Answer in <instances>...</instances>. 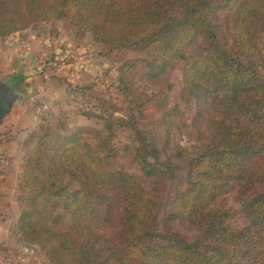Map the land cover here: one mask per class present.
Here are the masks:
<instances>
[{
    "label": "trees",
    "instance_id": "1",
    "mask_svg": "<svg viewBox=\"0 0 264 264\" xmlns=\"http://www.w3.org/2000/svg\"><path fill=\"white\" fill-rule=\"evenodd\" d=\"M55 22L161 61L150 78L181 64L183 92L220 108L221 138L178 180L157 229L154 164L135 156L147 180L111 172L85 132L42 127L20 184L21 240L52 264H264V0H0V40ZM148 155L158 163L157 150ZM233 191L241 225L225 204ZM177 221L203 242L177 233Z\"/></svg>",
    "mask_w": 264,
    "mask_h": 264
},
{
    "label": "crops",
    "instance_id": "2",
    "mask_svg": "<svg viewBox=\"0 0 264 264\" xmlns=\"http://www.w3.org/2000/svg\"><path fill=\"white\" fill-rule=\"evenodd\" d=\"M85 33L70 23L55 22L0 41V79L16 80L25 97L0 125V264H47L38 247L21 240L17 227L23 211L20 184L31 133L45 122H64L71 132L103 136L109 134V126L115 131L116 120L125 119L106 103L107 87L113 81L97 79L100 72L122 65L116 58L122 49L97 45ZM70 53L81 59L82 70ZM123 66L118 68V76ZM119 85L118 77L117 88Z\"/></svg>",
    "mask_w": 264,
    "mask_h": 264
},
{
    "label": "rangeland",
    "instance_id": "3",
    "mask_svg": "<svg viewBox=\"0 0 264 264\" xmlns=\"http://www.w3.org/2000/svg\"><path fill=\"white\" fill-rule=\"evenodd\" d=\"M46 25L43 24V26ZM52 27L54 30L56 26L52 24ZM82 31L89 34L86 30ZM127 51L119 50L116 57L122 62L119 67L126 62L120 70L122 77L121 72L120 77L118 76L119 67L117 66L100 72L97 77L100 81L105 79L113 81L107 87L106 103L114 106L125 119L124 121L116 120V122L120 120L121 124L116 125L112 134L103 136L92 134L85 138L100 150L105 167L111 172H124L147 180L140 165V161L146 159V162L154 164L162 173V181L158 187L160 199L153 220L154 227L159 229L169 214L178 180L186 177L193 159L210 145L219 142L221 135L212 118L219 116L221 111L216 105L207 108L195 96L183 92L181 64L167 69L159 77L150 78L151 70L158 69L161 61L154 60L141 51L134 50L129 51L130 53ZM128 56L131 58L128 59ZM262 76L264 77V74ZM118 77L122 82V88L120 85L117 88ZM63 123L55 125L62 127L66 135L74 133L69 131L67 125ZM47 125L49 124L46 122L42 123L29 136L26 160L37 142L36 137L41 133V128ZM141 140L149 145L146 150L140 149ZM152 150H157L158 163L148 155ZM137 151L139 153H136ZM137 154L143 158L137 159L135 157ZM148 185L151 190L149 182ZM23 198L22 192V202ZM225 204L228 209L236 213L233 222L236 225L243 224L242 203L236 191L225 197ZM173 228L190 242H203L200 232L187 228L181 221L175 222ZM113 233L114 231H111V236ZM41 252L44 254L46 263L52 264L48 261L46 254L42 250Z\"/></svg>",
    "mask_w": 264,
    "mask_h": 264
},
{
    "label": "water",
    "instance_id": "4",
    "mask_svg": "<svg viewBox=\"0 0 264 264\" xmlns=\"http://www.w3.org/2000/svg\"><path fill=\"white\" fill-rule=\"evenodd\" d=\"M25 97L17 89L16 80L0 79V125L9 116L13 108L24 101Z\"/></svg>",
    "mask_w": 264,
    "mask_h": 264
},
{
    "label": "built area",
    "instance_id": "5",
    "mask_svg": "<svg viewBox=\"0 0 264 264\" xmlns=\"http://www.w3.org/2000/svg\"><path fill=\"white\" fill-rule=\"evenodd\" d=\"M69 57L71 58V60L73 61L74 64H77L78 65L77 68L79 70H82L83 69V64L81 62V59L78 56H76L75 54L70 53L69 54ZM45 60H46V53L45 54H42V56L40 58L41 64H43Z\"/></svg>",
    "mask_w": 264,
    "mask_h": 264
}]
</instances>
